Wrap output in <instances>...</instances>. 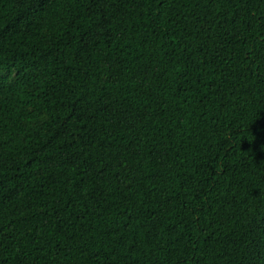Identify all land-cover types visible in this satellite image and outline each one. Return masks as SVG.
Returning <instances> with one entry per match:
<instances>
[{
    "label": "trees",
    "instance_id": "trees-1",
    "mask_svg": "<svg viewBox=\"0 0 264 264\" xmlns=\"http://www.w3.org/2000/svg\"><path fill=\"white\" fill-rule=\"evenodd\" d=\"M0 264H264V0H0Z\"/></svg>",
    "mask_w": 264,
    "mask_h": 264
}]
</instances>
